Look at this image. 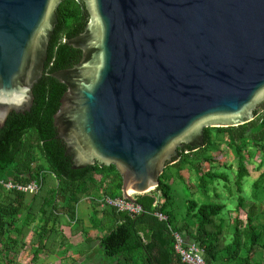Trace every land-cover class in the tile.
Returning <instances> with one entry per match:
<instances>
[{
	"label": "water",
	"instance_id": "1",
	"mask_svg": "<svg viewBox=\"0 0 264 264\" xmlns=\"http://www.w3.org/2000/svg\"><path fill=\"white\" fill-rule=\"evenodd\" d=\"M66 0H0V130L34 105ZM82 51L52 74L67 90L54 116L73 169L115 166L123 198L160 185L204 130L246 125L264 106V0H77Z\"/></svg>",
	"mask_w": 264,
	"mask_h": 264
},
{
	"label": "trees",
	"instance_id": "2",
	"mask_svg": "<svg viewBox=\"0 0 264 264\" xmlns=\"http://www.w3.org/2000/svg\"><path fill=\"white\" fill-rule=\"evenodd\" d=\"M57 16L45 72L34 88L32 110L11 114L0 130V182L39 186L36 194L29 195L0 184V264H37L45 251L64 253L73 259V247L62 232L64 227L70 228L72 236L81 235L91 251L96 241L78 217L83 200L93 208L91 229L106 232L98 240L103 254L100 264H185L176 250L175 233L182 235L186 243H195L207 264H264L263 256L257 257L264 252V224H259L260 217L254 214L264 205V106L246 125L205 129V148L185 149L180 160L165 169L158 188L136 196L142 214L133 216L103 206L100 201L105 198L123 197L121 174L115 166L101 164L73 169L72 158L57 139L54 126V116L67 88L52 74L81 61L82 52L68 42L84 32L89 18L84 4L77 0L64 1ZM225 140L237 160L232 183L238 195L235 211L226 216L225 204L189 199L188 220L179 224L170 185L175 179L190 189L195 176L197 193L204 198L221 184L231 197L235 196L228 186V175L214 172L216 162L209 152L210 147H219L217 152L221 153ZM257 157H261L259 163ZM204 163L208 170L203 168ZM249 163L257 165L260 174L248 202L243 197V182L251 177ZM223 167L233 170L232 166ZM248 203L252 204L249 210ZM243 212L246 222L240 216ZM157 213L167 220H160ZM25 255L31 257L29 262L22 259Z\"/></svg>",
	"mask_w": 264,
	"mask_h": 264
},
{
	"label": "rangeland",
	"instance_id": "3",
	"mask_svg": "<svg viewBox=\"0 0 264 264\" xmlns=\"http://www.w3.org/2000/svg\"><path fill=\"white\" fill-rule=\"evenodd\" d=\"M218 147V146H217ZM218 148L210 147L209 152L212 154L213 158L215 159V166L214 172L220 173V174H227L229 177L230 183L228 186L232 189V193L235 195L234 197H231V192L224 187V185H219L215 192H212L208 198H204L200 196L197 192V181L195 180V176L192 177V184L190 186V189L181 184L177 179L174 180V183H170L173 189V199L175 201V211L178 216V223L180 224L183 220H188V212H189V205L187 201L189 199H194L196 201H212V202H219L222 204H225L227 206V209L225 211V215H229L230 211L234 212L235 207L237 204L236 197V189L234 187L233 181H235L236 176V168H237V160L232 155V152L230 151L227 141L225 140L221 147V153L217 152ZM261 161V157L256 158V162L259 163ZM223 166L233 167V170L231 169H225ZM203 168L205 170H208V166L206 163L203 164ZM248 168L251 173V177H247L245 181L243 182V197L249 199L252 195V186L255 181V179L258 178L259 172L256 170L257 165L253 163L248 164ZM189 177V176H188ZM222 183V182H220ZM153 192V191H152ZM158 199H161L162 196L160 193L157 194ZM252 204L248 203L247 210H249L250 206ZM93 208L92 205L87 200H83L81 204L78 206V217L85 222L86 229L91 230V214H92ZM254 214L260 217L259 224H264V205L261 206L259 209H256L254 211ZM232 217H236V213H231ZM241 219L243 222H246L247 217L246 213H241ZM99 231V230H98ZM63 235L66 236L72 245V258H67L66 254L64 253H57L55 255L49 254L47 251L43 252L41 260L37 264H100L103 263V254L101 249H99V242L96 240V242L93 244L92 250L87 248V245L83 241V237L81 235L78 236H72L71 230L68 227L62 228ZM106 232L100 230L99 233H96V236L98 239H100ZM95 238V239H97ZM86 252L84 255L80 252ZM94 256V257H93ZM263 256L264 258V252H259L257 257L261 258ZM29 256H23V260L29 262L30 261Z\"/></svg>",
	"mask_w": 264,
	"mask_h": 264
},
{
	"label": "built area",
	"instance_id": "4",
	"mask_svg": "<svg viewBox=\"0 0 264 264\" xmlns=\"http://www.w3.org/2000/svg\"><path fill=\"white\" fill-rule=\"evenodd\" d=\"M0 184L4 185L8 190L11 189H17L21 192H24L29 195H34L39 191V186L36 183H32L28 186H21L14 184L13 182L9 183H3L0 182ZM134 199L136 200L137 195H132ZM100 203L104 206H111L115 209H117L120 212H125L133 216H137L142 214L143 208L137 204L136 202L131 201H124V198H105L104 200L100 201ZM159 203V200L156 201L157 205ZM160 220H167V217L163 216L162 214L157 213L156 214ZM176 239V250L180 254L183 263L185 264H207L203 253L200 251V249L196 246L195 243H186V240L184 237L178 233L174 234Z\"/></svg>",
	"mask_w": 264,
	"mask_h": 264
},
{
	"label": "crops",
	"instance_id": "5",
	"mask_svg": "<svg viewBox=\"0 0 264 264\" xmlns=\"http://www.w3.org/2000/svg\"><path fill=\"white\" fill-rule=\"evenodd\" d=\"M96 233H99V231H96V230H90V235H91V237L93 238V239H95V238H97V236H96ZM96 240H99L98 238L97 239H95V241ZM49 253V252H48ZM50 254V253H49ZM94 257V256H93Z\"/></svg>",
	"mask_w": 264,
	"mask_h": 264
},
{
	"label": "flooded vegetation",
	"instance_id": "6",
	"mask_svg": "<svg viewBox=\"0 0 264 264\" xmlns=\"http://www.w3.org/2000/svg\"><path fill=\"white\" fill-rule=\"evenodd\" d=\"M76 50H78V49H76ZM81 51V50H80ZM82 52V51H81ZM188 148H190V147H188V146H184L183 148H181L180 149V153H182L185 149H188Z\"/></svg>",
	"mask_w": 264,
	"mask_h": 264
}]
</instances>
